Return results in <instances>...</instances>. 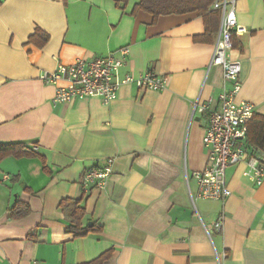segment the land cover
I'll return each mask as SVG.
<instances>
[{"label":"crops","instance_id":"0c3cea01","mask_svg":"<svg viewBox=\"0 0 264 264\" xmlns=\"http://www.w3.org/2000/svg\"><path fill=\"white\" fill-rule=\"evenodd\" d=\"M216 1V0H215ZM246 33L234 38L230 59L240 63L238 101L264 116V0H234ZM136 0H0V145L35 152L0 158V264H264V181L245 179V166L226 172L225 202L196 199L191 174L206 165L202 144L207 115L195 104L217 97L222 71L210 66L218 40L201 43L197 13L132 14ZM212 7V6H211ZM127 50L121 76L154 71L159 92L123 86L108 105L97 98L53 104L56 89L42 74L77 60ZM113 160L105 188L81 189L85 170ZM84 209L82 229L68 233L74 203ZM21 202L30 213L8 218ZM220 215L221 230L210 238Z\"/></svg>","mask_w":264,"mask_h":264},{"label":"built area","instance_id":"2783aa9c","mask_svg":"<svg viewBox=\"0 0 264 264\" xmlns=\"http://www.w3.org/2000/svg\"><path fill=\"white\" fill-rule=\"evenodd\" d=\"M211 11L220 12V28L210 66L222 71L224 87L217 97V105L208 100L203 105L195 104L193 115H207V127L202 139L207 152L206 165L201 171H194L192 179L197 185L196 199L225 202L231 196L227 185L226 172L229 168L244 165L245 179L255 186L264 181V152L254 150L248 144L247 133L254 116V106L238 101L241 92L240 63L230 59L233 37L246 33L238 25L234 0H216ZM127 50L122 49L119 56H107L92 60H77L70 66H58L50 73H44L40 80L47 85L63 83L56 89L53 104H68L74 100L89 98L100 99L108 105L117 99L119 90L132 85L138 90L159 92L164 90L165 80L154 71H146L138 76L126 74L121 76L125 67ZM35 146L28 152H35ZM113 160H104L101 165L87 168L82 176L81 189L88 193L101 191L113 173ZM224 216L220 215L211 228H205L209 238L214 230H221ZM227 258L224 252L218 264Z\"/></svg>","mask_w":264,"mask_h":264},{"label":"trees","instance_id":"16d2710c","mask_svg":"<svg viewBox=\"0 0 264 264\" xmlns=\"http://www.w3.org/2000/svg\"><path fill=\"white\" fill-rule=\"evenodd\" d=\"M137 4L133 8L132 14L138 12H144L153 16L156 20L161 16L170 15H184L190 13H197L204 21L205 34L204 36L195 38L196 43H201L204 38L209 37L216 29L218 23V17H220L219 11H211V6L215 0H136ZM117 7L123 8L127 5L129 0H113ZM232 40V46L233 41ZM247 133L248 144L254 150H260L264 152V116L254 115ZM27 149L22 145H0V158L14 156L22 157L27 155ZM74 203V210L71 214V226L68 229V233L72 234L75 238L85 236L87 234L95 232V228L82 229L81 221L84 217V209L79 207V201H63L60 204V208H65L68 204ZM30 208L28 204L21 202H15L10 209H8V218L11 220H19L29 215ZM110 257L109 253L102 255L96 261L91 264H103Z\"/></svg>","mask_w":264,"mask_h":264}]
</instances>
